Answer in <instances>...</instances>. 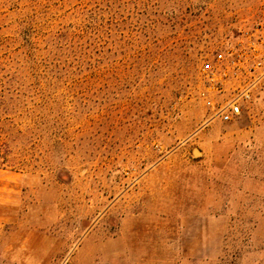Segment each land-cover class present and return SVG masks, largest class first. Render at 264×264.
I'll return each mask as SVG.
<instances>
[{
	"label": "rangeland",
	"instance_id": "rangeland-1",
	"mask_svg": "<svg viewBox=\"0 0 264 264\" xmlns=\"http://www.w3.org/2000/svg\"><path fill=\"white\" fill-rule=\"evenodd\" d=\"M263 6L0 0V264H264Z\"/></svg>",
	"mask_w": 264,
	"mask_h": 264
},
{
	"label": "built area",
	"instance_id": "built-area-1",
	"mask_svg": "<svg viewBox=\"0 0 264 264\" xmlns=\"http://www.w3.org/2000/svg\"><path fill=\"white\" fill-rule=\"evenodd\" d=\"M262 14H263V23L261 26V32L258 36V39L255 42H250L248 46L249 52L252 53L253 61L249 53H247L246 51H242L240 54L236 55L237 61L235 59L231 63L233 66L232 68L233 72L231 73L232 78H236L238 76V71H240L239 68L237 71L235 69V66L237 64H241L242 66L244 65L252 66L254 69L250 71H255V70L260 71L258 75H255L254 83H258V81L264 78V6H263ZM228 69H229V66H227L223 72L224 78L228 77V72L226 71ZM222 80L223 78L218 80V82L222 83ZM253 85L245 89H240L238 94L235 97H233L230 101H228L225 105H223L219 109V115L222 121L230 122L242 114L243 102L245 103L251 99L252 89L254 88Z\"/></svg>",
	"mask_w": 264,
	"mask_h": 264
},
{
	"label": "bare ground",
	"instance_id": "bare-ground-1",
	"mask_svg": "<svg viewBox=\"0 0 264 264\" xmlns=\"http://www.w3.org/2000/svg\"><path fill=\"white\" fill-rule=\"evenodd\" d=\"M195 153L198 154L197 151H195Z\"/></svg>",
	"mask_w": 264,
	"mask_h": 264
}]
</instances>
